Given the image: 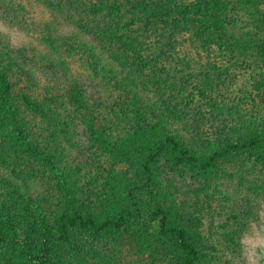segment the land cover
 Instances as JSON below:
<instances>
[{
    "label": "trees",
    "instance_id": "16d2710c",
    "mask_svg": "<svg viewBox=\"0 0 264 264\" xmlns=\"http://www.w3.org/2000/svg\"><path fill=\"white\" fill-rule=\"evenodd\" d=\"M73 2L83 11L90 5L101 15V21H93L91 38L99 42L100 47L92 49L91 43L88 46L87 41L75 42L71 38L62 43V36H57L46 43L50 53H59L63 60L76 58L86 69L93 68L97 58L107 60L103 65L111 63L114 69L99 67L101 77L117 80L118 86L127 87L128 91L133 90L143 70L148 72L146 62L153 60L151 56H143L146 61H142L141 54L144 50H153L157 57H164V61L168 58L177 66L176 72H171L176 79L173 83L177 82L179 91L182 90L180 94L185 93L184 99L188 100L187 103L181 101L178 109L191 108L199 101L207 103L203 80L193 79L195 84L190 85L191 76L185 75L188 71L183 68L186 59L179 61L169 55L172 43L189 42L194 49L218 48L228 52L235 63L249 60L254 54V59L259 57L264 71V0H194L197 5L191 6L167 0ZM232 17H247L248 30L232 29L229 23ZM102 52L107 58L100 57ZM87 59L93 60L91 65ZM4 62L5 59L0 61L2 138L13 154L34 160L43 167L53 186L51 208H39L22 240L12 226H0V244H17L19 248L20 263L14 264H58L61 252L79 249L88 252L91 264H141V259L145 261L143 264L213 263L212 247L202 242L187 217L160 202L156 190L161 187L164 173L209 181L213 177H227L234 169L241 179L252 168L264 170V123L253 113L251 117L247 114L236 117L232 115L233 110L224 108L225 103H218L222 112L237 119L226 123L228 127L221 131L210 129V141L202 142V149L192 150L173 131L174 119L175 122L189 120L163 97L143 107L148 114L137 105L134 116L124 119L123 113L115 111L116 116L107 120L99 116L100 111L96 109L103 105V99L83 98L79 90L75 91L78 86L74 83L72 102L89 134L91 147L112 151L113 158L124 168L122 174L117 175L119 187L111 193L85 199L84 184H79L67 151H58L50 141L33 138L32 119L42 117L27 98L15 99L10 66ZM50 99L47 106L57 108L60 115L63 114L61 108L69 109L63 96L58 94ZM41 112L48 120L50 116L43 109ZM195 114L201 113L198 110ZM53 123L51 121V125ZM138 248L144 256L134 254Z\"/></svg>",
    "mask_w": 264,
    "mask_h": 264
},
{
    "label": "rangeland",
    "instance_id": "374dc122",
    "mask_svg": "<svg viewBox=\"0 0 264 264\" xmlns=\"http://www.w3.org/2000/svg\"><path fill=\"white\" fill-rule=\"evenodd\" d=\"M167 1L178 5H197L194 0ZM78 8L73 0H0V61L5 59L10 66L15 99L27 98L35 104L37 113L42 117L32 119L30 129L33 138L54 143L58 151H67V157L70 156L67 161L71 162L79 184H84L82 187L86 194L83 198L111 193L119 187L117 175L122 174L124 168L117 158H113L112 151L91 147L89 134L72 102L74 83L78 86L75 91L79 90L83 98L89 101L103 99V105L96 109L100 111L99 116H105L107 120L116 116L115 111L123 113L124 119L132 117L137 105L145 111L143 107L149 106L147 103L163 97L168 105L189 120L175 122L174 119L173 131L192 150L202 149V142L207 144L210 141V129L221 131L237 119L222 112L218 103H225L224 108L233 110L232 115L236 117L239 114L251 117L253 113L258 121L264 123V71L261 70L259 57L254 59L252 54L249 60L235 63L230 60L228 52L218 48L194 49L189 42L172 43L169 55L179 61H188L183 68L188 71L185 75L191 76L190 85L195 84L193 79L203 80L202 86L206 90L207 103L199 101L194 105L192 103L191 108L178 109L181 101L187 103L188 100L184 99V92L180 94L182 90L179 91L177 82L173 83L176 79L171 72H176L177 66L168 58L164 61V57H157L153 50H144L141 54L140 60L146 61L143 56H151L153 60L146 62L148 72L139 70L141 78L131 91L118 86L117 80L101 77L99 67L114 69L115 65L111 63L103 65L107 60L97 58L93 68L86 69L76 62V58H64V61L59 53H50L46 43L57 36H62V43L71 38L75 42L87 41L88 46L92 44V49H99V42L91 38L94 34L93 21H101V15L96 14L95 8L90 5L84 11ZM249 20L252 21L251 18ZM229 23L232 29L248 30L247 17H232ZM102 54L101 58H107L104 52ZM92 61L86 60L90 65ZM51 90L54 92L49 94ZM58 94L69 105L68 110L59 105L63 112L61 115L57 108L46 104ZM41 109L50 116V123L43 117ZM198 110L201 114L196 115ZM51 121L55 123L51 125ZM6 145L0 130V226H12L22 240L33 224L34 216L40 212L39 208H51L52 180L38 163L13 154ZM249 172L241 179L234 169L227 177H213L209 181L164 173L161 187L156 190L160 202L187 217L201 235L202 242L212 247L213 250H210L215 257L212 264H264V170L252 168ZM18 252L17 244H0V264L19 261ZM134 254L144 256L139 248ZM88 257V252L81 249L64 250L57 262L91 264ZM143 263L145 261L141 259Z\"/></svg>",
    "mask_w": 264,
    "mask_h": 264
}]
</instances>
